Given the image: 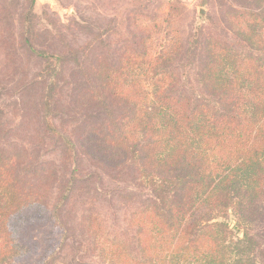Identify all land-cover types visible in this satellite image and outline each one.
Here are the masks:
<instances>
[{
    "label": "trees",
    "instance_id": "trees-1",
    "mask_svg": "<svg viewBox=\"0 0 264 264\" xmlns=\"http://www.w3.org/2000/svg\"><path fill=\"white\" fill-rule=\"evenodd\" d=\"M237 1L223 13L226 32L204 35L197 92L181 86L174 65L185 38L170 18L161 32V14H125V32L105 30L118 37L116 45L108 42L78 63L86 83L74 103L97 112L81 129L88 154L152 193L127 214V232L112 230L100 215L86 218L105 264H264V234L256 232L264 222V0ZM14 18L0 16L5 24ZM27 28L21 48L0 57L25 51L44 61L50 87L77 50H38ZM52 102L43 98L50 137L59 134ZM5 133L0 111V140ZM81 139L68 144L85 147ZM27 156L26 149L0 145V264H17L22 226L48 209L46 184L34 181L39 168Z\"/></svg>",
    "mask_w": 264,
    "mask_h": 264
},
{
    "label": "rangeland",
    "instance_id": "rangeland-1",
    "mask_svg": "<svg viewBox=\"0 0 264 264\" xmlns=\"http://www.w3.org/2000/svg\"><path fill=\"white\" fill-rule=\"evenodd\" d=\"M30 2L0 0V16L10 13L15 16L9 24L0 20V56L3 51L13 52L14 46L17 50L21 48L22 27L34 32L32 40L38 50L69 55L67 50L74 48L77 55L68 56L64 73L50 87L47 86L49 74L44 61L25 51H21L17 59L0 57V111L8 130L1 137L0 145L6 149H26L27 160L39 168L33 179L46 184L44 189L48 196L45 216L21 228L18 239L23 244L24 254L17 264H105L94 251L86 218L90 214L100 215L112 230L127 232V214L152 193L130 178L118 177L116 170L88 154L85 141L88 136L81 139V129L89 114L97 115V112L83 111L74 103L77 91L86 83L79 74L78 63H87L108 42L116 45L118 37L104 35L105 30L111 27L125 32L128 26L122 23L125 14H161L163 20L170 18L185 38L184 56L174 65L181 86L191 93L197 92L199 86L195 76L201 61L204 35L226 32L223 13L239 2L35 0L34 6L29 8ZM25 11L30 12V21L22 26L21 16ZM72 18L78 24H71ZM163 22L160 30L165 33L169 21ZM161 35L156 36V47L161 42ZM46 97L54 101L50 118L59 133L54 137L44 130L42 109ZM78 137L85 147L68 144L69 138L77 142ZM256 232L264 234V222L257 226Z\"/></svg>",
    "mask_w": 264,
    "mask_h": 264
}]
</instances>
